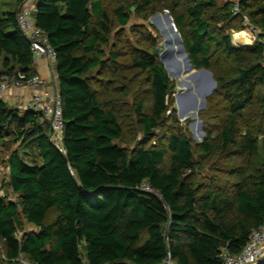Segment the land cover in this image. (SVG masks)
Here are the masks:
<instances>
[{
    "label": "trees",
    "instance_id": "1",
    "mask_svg": "<svg viewBox=\"0 0 264 264\" xmlns=\"http://www.w3.org/2000/svg\"><path fill=\"white\" fill-rule=\"evenodd\" d=\"M15 1L19 9L25 0ZM238 3L239 13L231 0H119L114 9L104 0H36V24L57 55L65 152L50 142L40 111L0 98V145H19L8 158L17 199L0 194V264H223V249H243L264 222V49L258 40L234 44L232 31L246 29L247 17L264 32V0ZM18 9L0 16V80L36 73ZM166 10L194 67L211 70L217 81L204 114L222 113L218 133L206 129L195 151L152 31L133 26L132 39L123 31L113 38L132 15L148 19ZM140 78L152 104L148 110L134 94L142 138L127 150L117 143L125 115L115 93L130 96ZM218 152L248 165L232 162L224 183L198 181ZM22 219L36 229L19 236Z\"/></svg>",
    "mask_w": 264,
    "mask_h": 264
},
{
    "label": "built area",
    "instance_id": "2",
    "mask_svg": "<svg viewBox=\"0 0 264 264\" xmlns=\"http://www.w3.org/2000/svg\"><path fill=\"white\" fill-rule=\"evenodd\" d=\"M231 1H234L233 11L239 13L238 0ZM35 12L36 0H25L17 11V22L20 30L29 40L34 63L41 57L46 58L47 75L35 73L28 76L21 71L13 74H4L0 80V98L7 101L15 90H32L33 93L27 103L24 106L21 104L17 105V107L19 109L32 108L40 111L44 119L50 123V142L60 151L65 152L62 103L55 70L57 55L49 42L46 32L36 24ZM245 22L248 23V26L242 31L246 33L245 41H247V44L258 40L262 43L264 49V32L261 33L259 28L249 24L247 17H245ZM2 170L3 168L0 165V174ZM9 174V168H7V175L5 176L7 181ZM146 189L149 190L150 188L146 187ZM0 194L6 197L2 190H0ZM220 255L223 264H257L262 261L264 259V222L259 227L252 229L248 242L239 253H230L228 250L223 249ZM85 264L89 263L86 262Z\"/></svg>",
    "mask_w": 264,
    "mask_h": 264
},
{
    "label": "rangeland",
    "instance_id": "3",
    "mask_svg": "<svg viewBox=\"0 0 264 264\" xmlns=\"http://www.w3.org/2000/svg\"><path fill=\"white\" fill-rule=\"evenodd\" d=\"M104 1H105V4L109 5L110 9H114V7L117 6L119 0H104ZM223 1H226V0H223ZM17 9H18V5L16 4L15 0H0V16L5 14L6 11H9V10L12 11V10H17ZM164 13L165 12H162L161 14H164ZM133 26L134 27L137 26L138 28L146 27L147 29L151 30L155 38L157 39V44H158V47L161 48V52H163L164 50L168 48V45L166 44V37L162 33L160 27H158L155 24V22L152 20V16L149 17L148 19H145V18L142 19V18H138L132 15L131 21L128 25L116 27V29L113 31V38L116 32L123 31L124 37H129L130 39H132L133 35L130 33V29L133 28ZM235 32L239 33L237 31H232V41H234L233 33ZM170 34L171 36H173L172 33ZM242 34L244 37L242 36ZM242 34H241L242 36L241 41H237L238 45H246L245 42L247 41H245L246 40L245 32L243 31ZM243 40L244 42L242 44ZM174 46L177 47L175 43H174ZM159 58H160V55H159ZM2 60H3V55H0V67H2ZM183 66H184V63H183ZM1 73H5V71ZM173 81H174L175 87L172 92V97L174 99V93L178 92L180 90V87L177 85V82H178L177 79H173ZM140 82H141V78L136 81L133 87H131L133 90L131 91L132 93L130 96H124L120 93H117V94L115 93V96L118 97L123 104L122 111L125 115L124 116V134L122 136V139L119 140L117 143L120 146L126 148L127 150H132L142 138L141 127L137 122L135 114L133 113L134 94L137 93V91H138V94L140 93V97L144 99L145 106L148 110L152 104V96L149 91V86L143 82L141 84ZM263 94H264V87L259 89V95H263ZM190 98L191 97H188L181 101V104L179 106L180 110L190 102ZM11 100H14V99H11ZM11 100L10 102L7 101L11 106L17 107V105H20L19 100H14V102ZM192 102L190 103V105L192 104ZM21 105L24 106L22 103ZM174 105L176 107L175 99H174ZM207 107L208 105L206 106V108H204L203 110L199 112V118L203 122L204 132L206 133V129L210 128L213 130V136H216L218 133V127L221 123L220 115H222V113H217V114L214 113L211 116L206 115L204 113L207 110ZM20 109H23V108H20ZM176 116L179 122L181 123V125L183 126V128L185 129L186 133L190 137L191 142L193 144V150L195 151L196 144H198L199 140H201V136H199L198 139H194L192 132H195L197 135L198 134L200 135V133L198 132V125L196 126V129L193 130V128L188 122L178 117L177 112H176ZM158 134L160 133L158 132ZM203 140L204 139H202V141ZM259 143H260V152L256 155V163H259L258 161H260L263 156V146L261 143V139ZM18 147H19L18 143H16L13 139L6 140L2 145H0V165L3 168L2 173L0 174V190H2V192L6 194V197H8L9 199H13V200L17 199V195H15L10 190L7 178L5 176L7 175L8 158L11 152L13 150H16ZM195 157L196 159H199V156L196 152H195ZM234 161H236L237 164H240V165H244V166L248 165V162L243 157H230L229 155L222 154L220 152L215 153L211 160L203 163V167L200 169L199 172L196 173L195 177L200 182H206V181L208 182L211 180L219 179L220 181L224 183L225 181H228L229 179L228 172L230 169V164ZM55 215H56V212L54 210L51 211L49 214V220L54 219ZM35 229H36L35 227H33L31 224H28L22 219V223H21V226L19 227L18 235L20 236L25 231H32ZM4 255H5L4 245H3V242L0 241V256L4 257ZM21 261L28 262V260L24 258L23 256L21 257Z\"/></svg>",
    "mask_w": 264,
    "mask_h": 264
},
{
    "label": "water",
    "instance_id": "4",
    "mask_svg": "<svg viewBox=\"0 0 264 264\" xmlns=\"http://www.w3.org/2000/svg\"><path fill=\"white\" fill-rule=\"evenodd\" d=\"M152 20L160 27L166 37V44L168 45V48L163 52L158 47L160 60L164 64L168 76L172 79H177V85L180 87V90L174 93L177 115L180 119L188 122L193 130L198 125V132L201 136L200 143L205 138L206 133L203 130V122L199 118V112L206 108L208 97L216 91L217 81L211 70L207 68L197 69L194 67L187 54L184 42L177 30L173 17L168 10L164 14L156 13L152 15ZM174 43L177 47L174 46ZM188 97L192 98V104L188 108L180 110L179 106L181 101ZM192 134L194 139H198L195 132H192ZM260 263L261 261L257 264Z\"/></svg>",
    "mask_w": 264,
    "mask_h": 264
},
{
    "label": "crops",
    "instance_id": "5",
    "mask_svg": "<svg viewBox=\"0 0 264 264\" xmlns=\"http://www.w3.org/2000/svg\"><path fill=\"white\" fill-rule=\"evenodd\" d=\"M239 41H241V40H239ZM243 42H244V40H243ZM233 43L237 44L238 42L236 43L234 41ZM245 43L247 44V42H245ZM2 70H3L2 67H0V72H2ZM33 71H36V73H40L42 75H47V64H46V58L45 57H41L35 62ZM56 82H57V80H56ZM32 93H33L32 90H27V91L15 90L13 92V94H11L9 100H7V101L10 102L11 99L19 100L20 104L22 103L23 105H25L27 103V101L31 98ZM14 100H11V101L14 102ZM24 158L27 161L31 162V160L28 156H24ZM7 168H9V167H7Z\"/></svg>",
    "mask_w": 264,
    "mask_h": 264
},
{
    "label": "bare ground",
    "instance_id": "6",
    "mask_svg": "<svg viewBox=\"0 0 264 264\" xmlns=\"http://www.w3.org/2000/svg\"><path fill=\"white\" fill-rule=\"evenodd\" d=\"M242 32H243V31H241V32H239V33H236V32H235V33L233 34V38H234V41H235L236 43H237V41L241 40V37L243 36ZM241 34H242V36H241ZM245 35H246V33H245ZM243 37H244V36H243ZM234 41H233V42H234ZM242 43H243V41H242Z\"/></svg>",
    "mask_w": 264,
    "mask_h": 264
}]
</instances>
